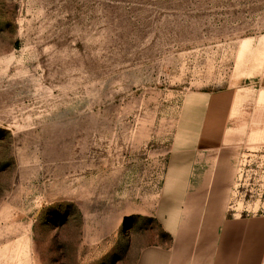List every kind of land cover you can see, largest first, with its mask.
<instances>
[{
    "label": "rangeland",
    "instance_id": "1",
    "mask_svg": "<svg viewBox=\"0 0 264 264\" xmlns=\"http://www.w3.org/2000/svg\"><path fill=\"white\" fill-rule=\"evenodd\" d=\"M180 150L264 217V0H0V264H135Z\"/></svg>",
    "mask_w": 264,
    "mask_h": 264
},
{
    "label": "crops",
    "instance_id": "2",
    "mask_svg": "<svg viewBox=\"0 0 264 264\" xmlns=\"http://www.w3.org/2000/svg\"><path fill=\"white\" fill-rule=\"evenodd\" d=\"M221 106L219 113L224 111ZM201 119L204 129L210 123L206 116L195 121L185 118L180 144L197 142L194 126ZM212 119L213 124L221 123L220 115ZM220 140L214 133L199 142L207 147ZM206 162V157L182 150L170 157L155 208V218L168 242L140 250L135 264H259L264 217L226 219L224 200L219 196V190L228 187L224 167L212 169Z\"/></svg>",
    "mask_w": 264,
    "mask_h": 264
}]
</instances>
